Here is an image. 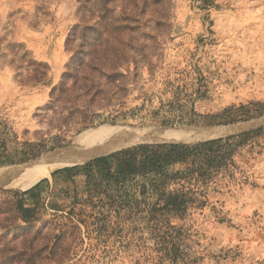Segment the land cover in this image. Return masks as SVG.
Returning a JSON list of instances; mask_svg holds the SVG:
<instances>
[{"label": "rangeland", "instance_id": "1", "mask_svg": "<svg viewBox=\"0 0 264 264\" xmlns=\"http://www.w3.org/2000/svg\"><path fill=\"white\" fill-rule=\"evenodd\" d=\"M259 118L264 0H0V168L68 147L101 125ZM233 144L232 162L208 182L169 185L196 186L206 202L171 213L165 237L137 219L124 231L67 230L70 217L77 223L91 211L85 175L71 179L66 167L45 178L34 200L0 188V264H264V130ZM22 199L40 206L27 222ZM153 199L132 210L146 214ZM174 244L178 261L162 250Z\"/></svg>", "mask_w": 264, "mask_h": 264}, {"label": "trees", "instance_id": "2", "mask_svg": "<svg viewBox=\"0 0 264 264\" xmlns=\"http://www.w3.org/2000/svg\"><path fill=\"white\" fill-rule=\"evenodd\" d=\"M240 109L243 110L244 107ZM262 130L264 127L193 145H139L93 159L84 165L61 169L66 171L71 179L74 175H85L89 188L86 206L91 211L86 216L79 217L77 223L70 217L64 226L67 230L80 231L81 223L88 229L124 231L137 219L148 227L165 229V237L174 228L170 223L171 213L178 216L180 213L183 216L182 213L189 205L202 206L206 202L200 198L196 186L188 190H170L169 185L174 182L193 185L208 182L218 170L232 162L236 152L233 142H244ZM176 164L184 165V169L175 170L173 166ZM59 171H54L52 175L56 176ZM43 181L46 179L30 188L31 190L19 194L23 197L29 194L27 199L34 200L33 197L37 194L34 192ZM132 183L136 184V190L130 188ZM148 194L154 199L146 214L139 210L134 213L132 207L140 208ZM73 204L80 205L81 199H77ZM17 208L23 220L27 222L36 217L40 206L34 204V201L26 204L25 199H22L17 203ZM162 250L175 261L182 259L183 251L175 244L173 247H163Z\"/></svg>", "mask_w": 264, "mask_h": 264}, {"label": "bare ground", "instance_id": "3", "mask_svg": "<svg viewBox=\"0 0 264 264\" xmlns=\"http://www.w3.org/2000/svg\"><path fill=\"white\" fill-rule=\"evenodd\" d=\"M262 123H264V119L215 127L159 128L101 125L80 133L68 147L24 164L1 167L0 188L25 191L47 178L57 169L72 166L70 164L84 163L92 158L140 143H193L240 132Z\"/></svg>", "mask_w": 264, "mask_h": 264}, {"label": "water", "instance_id": "4", "mask_svg": "<svg viewBox=\"0 0 264 264\" xmlns=\"http://www.w3.org/2000/svg\"><path fill=\"white\" fill-rule=\"evenodd\" d=\"M262 118H263V117H262ZM259 119H261V118H259ZM256 120H258V119H256ZM251 121H252V120H251ZM248 122H250V121H248ZM244 123H246V122H244ZM230 125H231V124H230ZM262 125H264V123H262V124H260V125H258V126H256V127H253V128H250V129H246V130H243V131H240V132H236V133H231V134H229V135L222 136V137H227V136H230V135L239 134V133H243V132H246V131H249V130H253V129H256L257 127H260V126H262ZM222 126H223V125H222ZM222 137H216V138H222ZM216 138H211V139L201 140V141H197V142H193V143H192V142L140 143V144H136V145H133V146H129V147H125V148H121V149L115 150V151H113V152H111V153H109V154H112V153L117 152V151H120V150H124V149H128V148H132V147H135V146H139V145H154V144H188V145H193V144H197V143H200V142H204V141H208V140H212V139H216ZM109 154H107V155H109ZM107 155H103V156H107ZM99 157H102V156H98V157L92 158V159H90V160L85 161L84 163H86V162H88V161H91V160H93V159L99 158ZM80 164H82V163H80ZM76 165H78V164H76ZM53 172H54V171H53Z\"/></svg>", "mask_w": 264, "mask_h": 264}]
</instances>
